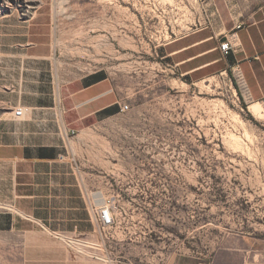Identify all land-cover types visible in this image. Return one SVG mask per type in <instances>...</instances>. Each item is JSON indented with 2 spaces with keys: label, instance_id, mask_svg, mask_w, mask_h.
<instances>
[{
  "label": "rangeland",
  "instance_id": "1",
  "mask_svg": "<svg viewBox=\"0 0 264 264\" xmlns=\"http://www.w3.org/2000/svg\"><path fill=\"white\" fill-rule=\"evenodd\" d=\"M160 2L0 0V132L102 70L127 110L85 125L41 111L37 127L67 134L91 215L105 201L115 223L48 237L107 264H264V110L231 71L185 80L153 55Z\"/></svg>",
  "mask_w": 264,
  "mask_h": 264
},
{
  "label": "crops",
  "instance_id": "2",
  "mask_svg": "<svg viewBox=\"0 0 264 264\" xmlns=\"http://www.w3.org/2000/svg\"><path fill=\"white\" fill-rule=\"evenodd\" d=\"M161 2L148 19L151 33L157 34L151 41L156 44L153 55L161 63L185 80L237 70L247 97L264 101V0ZM145 17L142 30L147 28ZM226 38L231 49L224 55L219 45ZM105 76L102 70L87 75L81 88L70 94L72 99L59 105L27 106L31 117L22 121H31L27 129L0 132V264H107L81 260L61 241L49 238H91L95 223L89 196L69 158L67 134L37 127L44 121L41 111L47 112L50 123L58 110L68 124L82 125L116 115L119 105L111 101Z\"/></svg>",
  "mask_w": 264,
  "mask_h": 264
},
{
  "label": "built area",
  "instance_id": "3",
  "mask_svg": "<svg viewBox=\"0 0 264 264\" xmlns=\"http://www.w3.org/2000/svg\"><path fill=\"white\" fill-rule=\"evenodd\" d=\"M219 49L224 55H227L229 53L231 49V44L227 38L226 40L220 42ZM232 73H233V76L237 79L238 84L244 89L243 80L239 74V71L232 70ZM28 109L29 108L23 107V106L16 107L13 112L14 117L17 119L23 118L26 112L28 111ZM119 109L122 112V111L127 110L128 106L122 105V106H119ZM93 219H94V223L96 225H99L103 229L111 228L115 223V219L111 213L110 207L107 205L105 201L101 205V207L97 210V215H93Z\"/></svg>",
  "mask_w": 264,
  "mask_h": 264
},
{
  "label": "bare ground",
  "instance_id": "4",
  "mask_svg": "<svg viewBox=\"0 0 264 264\" xmlns=\"http://www.w3.org/2000/svg\"><path fill=\"white\" fill-rule=\"evenodd\" d=\"M250 112L256 115H261L264 110V105L260 103H254L251 107H249Z\"/></svg>",
  "mask_w": 264,
  "mask_h": 264
}]
</instances>
